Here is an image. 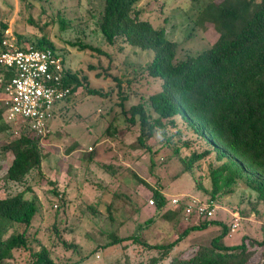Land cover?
<instances>
[{
    "label": "rangeland",
    "instance_id": "rangeland-1",
    "mask_svg": "<svg viewBox=\"0 0 264 264\" xmlns=\"http://www.w3.org/2000/svg\"><path fill=\"white\" fill-rule=\"evenodd\" d=\"M210 1L139 0L136 9L153 26L164 27L166 37L177 43L176 60H181L208 48L218 36L207 21H197L199 11ZM103 4L104 0H0V29L4 25L10 38L21 45H35L45 38L82 82L38 143L43 155L40 170L32 169L23 182L5 178L12 155L2 148L14 137L8 131L0 133V196L24 191L37 206L29 227L17 224L10 232L21 233L25 229L30 246L34 250L45 246L56 263L132 264L155 254V250L147 252L130 239L107 245L113 230L107 218L108 202L114 195L126 194L131 199L130 205L118 204L116 217L122 218L123 225L119 236L139 234L152 243L157 239L173 240L185 225L180 226L178 216L163 221L155 204L149 203L153 190L164 194L167 206L170 196L175 195L208 201L210 170L219 163L212 153L197 161L193 171L180 173V156L200 152L209 145L178 115L173 117V123L167 120L165 128L144 138L143 145L138 143V120L134 124L127 121L129 108L143 103L151 113L148 97L159 89L162 80L148 76L145 71L136 75L152 58V50L135 48L121 38L112 44L105 41L98 26ZM83 43L99 47L106 55L81 50ZM87 88L98 89L101 95L86 94ZM151 116V121L157 117L154 113ZM245 182L239 179L223 187L213 200L217 205L212 218L215 222L189 230L171 256L192 243L209 245L212 236L221 230L218 222L229 225L234 220L232 213H238L239 227L232 236L222 239L224 243H240L243 235L262 239L264 207L259 205L258 214L250 208L256 195ZM226 189L230 191L225 194ZM54 190L59 193L57 196ZM134 202L139 205V212ZM150 216L156 218L155 222L139 232V226ZM257 249L258 254L251 262L264 264V245ZM16 257L5 264H25L31 258L28 250L17 252Z\"/></svg>",
    "mask_w": 264,
    "mask_h": 264
},
{
    "label": "trees",
    "instance_id": "trees-1",
    "mask_svg": "<svg viewBox=\"0 0 264 264\" xmlns=\"http://www.w3.org/2000/svg\"><path fill=\"white\" fill-rule=\"evenodd\" d=\"M138 1L104 0L98 24L100 33L109 44L121 38L135 48L153 51L150 61L136 72L137 75L145 71L148 76L162 80L159 89L148 97L151 113L146 105L137 103L130 106L127 116L131 124L138 120V143L143 145L144 138L165 128L167 120L173 123V117L180 116L190 130L203 137L209 145L200 152L193 151L189 156H180V173L193 171L197 161L214 153L219 163L210 170L211 189L207 199L215 200L223 187L244 179L247 188L256 195L255 201L250 202V208L258 214L259 205L264 207V0L208 2L199 11L197 21H207L218 36L208 48L181 60H176L177 43L166 37L162 25L153 26L151 20L136 9ZM4 27L0 29V36L6 29ZM16 43L22 48L31 46L38 50L56 51L45 38L39 39L35 45H21L18 40ZM80 49L106 55L99 47L89 43L80 44ZM61 58L66 64L63 55ZM2 73L4 81L9 80L11 72ZM113 79L121 82L116 77ZM64 81L72 92L82 85L81 79L68 67H65ZM86 94L101 95V92L87 88ZM121 99H126V96H121ZM69 100L63 108L70 103ZM152 113L157 115L153 121ZM8 128L0 107V133H6ZM40 139L35 132L24 129L18 137L4 144L3 151L12 155L6 168L7 180L23 182L32 169L40 170L43 158L38 147ZM189 145L185 143L186 147ZM178 152L179 148H176L175 153ZM229 191L226 189L223 193ZM54 194L57 196L59 193L54 190ZM152 195L163 221L169 222L178 216L180 226L185 225L183 232H179L173 240L162 242L157 239L152 243L139 234L119 236L123 225L122 218L116 217L118 204L130 205L131 199L126 194L114 195L106 205L107 218L113 226L109 234L111 241L107 245L130 239L141 244L147 252L149 249L156 251L148 258H141L132 264H260L252 263L251 260L258 254L257 248L264 245V237L258 240L243 235L240 243L226 244L222 239L228 235L229 225L222 221L218 222L220 232L212 236L209 245L192 243L171 256L174 247L189 230L205 228L215 221L197 219L196 223L189 224L184 213L186 197L178 206L170 207L164 194L153 190ZM61 198L64 199L65 195L61 194ZM205 199L203 201H207ZM134 204L138 205L136 202ZM165 206L168 208L162 212ZM36 214L35 202L26 197L24 191L0 196V264L16 260V253L23 250H28L31 256L25 264H65L54 262L45 246L41 245L38 250L30 246V236L25 229L31 225ZM155 220L154 216L147 217L144 224L139 226V232ZM17 224L25 226L23 232H10Z\"/></svg>",
    "mask_w": 264,
    "mask_h": 264
},
{
    "label": "built area",
    "instance_id": "built-area-1",
    "mask_svg": "<svg viewBox=\"0 0 264 264\" xmlns=\"http://www.w3.org/2000/svg\"><path fill=\"white\" fill-rule=\"evenodd\" d=\"M65 67L60 53L31 46L22 48L4 30L0 36V107L12 137H18L24 129L41 138L47 134L52 120L74 93L65 84ZM3 71L11 72L9 80L4 81ZM185 197L186 220H211L216 214L213 200L202 201L193 196H170L169 206H178ZM149 203L154 204V200L150 199ZM232 215L234 220L229 224L228 235L239 227L238 213Z\"/></svg>",
    "mask_w": 264,
    "mask_h": 264
},
{
    "label": "crops",
    "instance_id": "crops-1",
    "mask_svg": "<svg viewBox=\"0 0 264 264\" xmlns=\"http://www.w3.org/2000/svg\"><path fill=\"white\" fill-rule=\"evenodd\" d=\"M196 220H197V219H195V218H191V219H189V220H187V221L189 222V224H192L193 222H197L199 219H198L197 221H196ZM166 222H167V221H166ZM186 224H187V223H186ZM168 232L171 233V232H172L171 229H170ZM233 233H234V232H233ZM231 236H232V234H231Z\"/></svg>",
    "mask_w": 264,
    "mask_h": 264
}]
</instances>
